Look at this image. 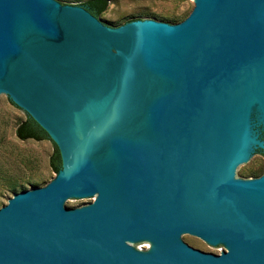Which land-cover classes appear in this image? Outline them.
Returning <instances> with one entry per match:
<instances>
[{
    "label": "water",
    "instance_id": "1",
    "mask_svg": "<svg viewBox=\"0 0 264 264\" xmlns=\"http://www.w3.org/2000/svg\"><path fill=\"white\" fill-rule=\"evenodd\" d=\"M101 20L0 0V103L62 162L0 208V264H264V0Z\"/></svg>",
    "mask_w": 264,
    "mask_h": 264
},
{
    "label": "rangeland",
    "instance_id": "2",
    "mask_svg": "<svg viewBox=\"0 0 264 264\" xmlns=\"http://www.w3.org/2000/svg\"><path fill=\"white\" fill-rule=\"evenodd\" d=\"M61 4L67 2L56 0ZM194 7V0H111L108 10L101 16L104 20L117 27L129 20H155L144 17L150 13L153 17H170L178 19V23L186 19ZM166 23V22H163ZM177 23V24H178ZM172 25V24H170ZM25 119V114L13 106L6 98L0 103V208L13 197L6 191L5 178L25 184L28 181H42V186L56 178L49 168V156L52 152L50 141L21 142L15 136V128ZM264 173V160L258 159L254 168L242 179L257 178ZM27 190L32 188L26 185Z\"/></svg>",
    "mask_w": 264,
    "mask_h": 264
},
{
    "label": "trees",
    "instance_id": "3",
    "mask_svg": "<svg viewBox=\"0 0 264 264\" xmlns=\"http://www.w3.org/2000/svg\"><path fill=\"white\" fill-rule=\"evenodd\" d=\"M64 2H67L68 4H75L79 5L83 8H85L88 12H90L94 17H96L98 20H101V16L108 10L109 3L111 0H61ZM145 15L144 17H151L155 20H159L162 22H166L168 24L175 25L178 23V19L174 16L170 17H153L149 16L152 15L150 13H143ZM139 18H136L137 20ZM134 20V19H133ZM129 20L125 23H128ZM104 23V22H102ZM106 24V23H105ZM117 23V26L123 25ZM15 136L16 138L21 142H27V141H35V142H41V141H50L52 144V152L49 156V168L52 173L55 175L58 174V172L62 169V162H61V156L59 153V150L57 146L51 141L47 133L27 114H25V119L19 122L15 128ZM264 158V154H263ZM6 183V191L11 194H18L20 192L26 191V185H29L31 188H40L43 184L42 181H28L27 183H17L16 180L11 178H5Z\"/></svg>",
    "mask_w": 264,
    "mask_h": 264
},
{
    "label": "flooded vegetation",
    "instance_id": "4",
    "mask_svg": "<svg viewBox=\"0 0 264 264\" xmlns=\"http://www.w3.org/2000/svg\"><path fill=\"white\" fill-rule=\"evenodd\" d=\"M121 26V25H120ZM117 27H119V26H117ZM113 28H115V27H113ZM2 95H4V94H2ZM1 96V95H0ZM9 101H10V99L8 98V96L7 95H4ZM10 103L13 105V106H15L11 101H10ZM16 107V106H15ZM16 108H18V107H16ZM19 110H21L20 108H18ZM22 111V110H21ZM24 114H26L24 111H22ZM261 139L264 141V130L263 131H261ZM255 153H257V154H260L261 156H262V158H263V154H264V151H261V150H256V152ZM263 160H264V158H263Z\"/></svg>",
    "mask_w": 264,
    "mask_h": 264
}]
</instances>
